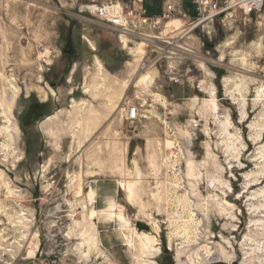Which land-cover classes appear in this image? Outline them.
Instances as JSON below:
<instances>
[{"label":"rangeland","instance_id":"obj_1","mask_svg":"<svg viewBox=\"0 0 264 264\" xmlns=\"http://www.w3.org/2000/svg\"><path fill=\"white\" fill-rule=\"evenodd\" d=\"M102 1L0 0V264H177L198 231L214 251L201 264H264L253 222L264 198L252 193L264 188V12L236 11L172 42L188 27L181 14L144 39L85 7ZM167 1L135 4L153 16ZM186 1L177 9L191 14ZM168 56L179 82L163 75ZM153 71L147 87L140 78ZM212 88L217 109L203 106ZM215 198L231 205L223 212ZM142 233L158 239L155 255Z\"/></svg>","mask_w":264,"mask_h":264},{"label":"built area","instance_id":"obj_2","mask_svg":"<svg viewBox=\"0 0 264 264\" xmlns=\"http://www.w3.org/2000/svg\"><path fill=\"white\" fill-rule=\"evenodd\" d=\"M137 0H132L131 4L123 3L119 0H104L95 4L92 14L111 28L120 31L126 36H135L138 38L150 39L151 36L142 30L155 29L160 26L163 20L171 18L176 14H181L188 23L187 28L179 31L178 36L171 38L172 42L191 34L196 29L204 27L205 23H213L215 20H221L227 14L239 11L244 18L258 16L264 12V0H189L193 12L191 14L177 9L178 0L167 1L164 9L158 15H147L142 5H136ZM119 4V9L115 4ZM169 44H172L170 41ZM185 50L191 51L188 47ZM171 61L163 67V75L172 82H179L181 75L178 72L175 58L168 56ZM218 112H216L217 114ZM126 118L130 121L138 119L139 112L136 105H130L125 112ZM223 117V114H220ZM198 122H194L195 127ZM52 264H57L53 262Z\"/></svg>","mask_w":264,"mask_h":264},{"label":"bare ground","instance_id":"obj_3","mask_svg":"<svg viewBox=\"0 0 264 264\" xmlns=\"http://www.w3.org/2000/svg\"><path fill=\"white\" fill-rule=\"evenodd\" d=\"M85 7L86 8H88L89 9V11H93V9L95 8V4H93V5H85ZM115 7L116 8H118L119 9V4L118 3H116L115 4ZM173 20V19H172ZM179 20V19H178ZM171 21V20H170ZM170 21H168V23L170 22ZM174 21V20H173ZM167 23V24H168ZM120 38H122V42L123 43H125V38L123 37V35H121L120 36ZM139 45H138V50H137V53H141V52H143V49H142V46L144 45V43L143 42H140V43H138ZM90 45H91V47L92 48H94V46L90 43ZM126 45V44H125ZM44 53H47V50H44ZM98 62V61H97ZM98 65H99V68L101 67V64L98 62ZM156 72L155 71H153V72H151V73H145L144 75H142V77L140 78L141 79V81H143V83L147 86V87H149L151 84H153V82H154V79H155V74ZM225 81L226 82H228L229 81V79H227V78H225ZM238 86V85H237ZM86 91H88L87 89H85V91L84 92H86ZM209 97L208 98H205L204 99V103H203V106L205 105V107L206 106H211V107H213V109H217V106H218V104H217V99H216V97H215V91H214V88H212V89H210L209 90ZM259 92V91H258ZM261 92V91H260ZM259 92V93H260ZM231 93H232V91H231ZM259 95V94H258ZM2 105V104H1ZM3 113H5L4 111H3ZM5 118H6V120H7V122H8V125L7 126H4L2 129L3 130H5V132L6 131H10V124H9V122H10V119L8 118V115L6 114L5 115ZM50 118V116L49 117H46V119H49ZM218 119V118H217ZM77 124H80V120H77V122H76ZM222 125H223V127H224V131H226V134L227 135H230L229 134V132L226 130V126L229 124V119L228 120H225V121H223L222 123H221ZM2 130V131H3ZM1 131V130H0ZM7 132V133H8ZM11 133V132H10ZM11 135V134H10ZM10 137V136H9ZM231 138V137H230ZM13 139V138H12ZM236 139H239L238 137H236ZM14 140V139H13ZM230 140V139H229ZM231 142V141H230ZM228 148H232L235 152H236V155H235V157L236 158H238V155H239V151H238V148L231 142L230 143V145L228 146ZM263 148V150H260L261 151V157H264V146L262 147ZM264 159V158H263ZM264 166V165H263ZM262 166V167H263ZM259 174V173H258ZM253 176V175H252ZM261 176V175H260ZM245 177L247 178V179H249L251 176H250V174L248 173V174H246L245 175ZM259 178V177H258ZM255 179L256 178H254L252 181H255ZM216 180V182H218V183H221L222 181L220 180V179H215ZM248 181V180H247ZM261 182H260V180H259V182H257V183H250V185H256V184H260ZM5 186H6V188H7V192L9 193V194H14V192H15V190H13V189H11L10 187H9V185H8V183H5ZM228 188H230L229 186H228ZM251 193V192H250ZM252 193H253V196L254 197H256V196H258V197H263L264 198V188H259V189H257V190H255V191H252ZM251 196V195H250ZM252 196V197H253ZM214 198V197H213ZM249 198V197H248ZM215 200H216V205L219 207V209L221 210V211H226V208H225V204L226 205H231L228 201H226V200H222V201H218V199L217 198H215ZM251 200V199H250ZM252 200H253V198H252ZM256 202H257V200H255ZM263 201V200H262ZM259 202V201H258ZM251 204H252V202H251ZM260 204V203H259ZM264 204V203H263ZM250 205V204H249ZM114 206V205H113ZM259 206V205H258ZM262 206H264V205H262ZM256 208V207H255ZM258 211V210H257ZM256 212V211H255ZM252 213V212H251ZM25 212H23V211H18V213H17V216H16V219H17V222H19V223H21V224H23V222L24 221H28V219L26 218V216H25ZM230 216V215H229ZM263 217H264V215H263ZM126 220V219H125ZM125 220L124 219H122V221H124L125 222ZM253 221V220H252ZM257 221H259V222H262V225H263V230H264V221L263 220H261V219H255V221H253V222H257ZM126 223L128 224V221L126 220ZM197 223V222H196ZM258 223V222H257ZM256 223V224H257ZM198 224H199V222H198ZM261 224V223H260ZM259 224V225H260ZM197 225V224H196ZM200 225H202L201 223H200ZM193 230V229H192ZM195 230V229H194ZM198 230V229H197ZM69 232V231H68ZM186 232H187V230H186ZM185 232V233H186ZM199 232L200 231H198V233L194 236V238L193 239H189L188 237H187V242L188 243H191V244H187V247L186 246H183V245H181V246H178L177 247V253H178V259H177V264H201L205 259H207V257H209V259H210V257H212L213 255H214V251L212 252L211 251V249L209 248V247H207L206 245H201V242H202V237H200V235H199ZM185 233H183V234H185ZM186 234H188V232L186 233ZM185 234V235H186ZM204 234H205V232H204ZM141 237H140V243H141V245H142V248L145 250L144 251V253L146 254V255H149V256H153V255H155L157 252H159V247H157V245L159 244V242H158V239H156L155 237L154 238H151L150 237V235L148 234V233H142V235H140ZM193 237V236H192ZM247 238L252 242V244H255L256 246L255 247H251V252L252 253H255V250L256 249H259L260 248V246H258L259 244H258V242L259 241H257L256 239H252V237H248L247 236ZM199 239H201L200 241H198ZM126 240V239H125ZM126 242H127V244H129L130 243V240L127 238V240H126ZM12 243V242H11ZM10 243V244H11ZM130 245V244H129ZM186 245V244H185ZM93 246H94V244H93ZM248 249V248H247ZM9 250H11V249H9ZM260 250V249H259ZM258 250V251H259ZM246 253H248V251L246 252ZM249 254V253H248ZM181 255H183L184 257H185V260H182L181 259ZM221 255H223V257L224 258H227V255L224 253V252H222L221 251ZM83 257H84V259L85 260H87L88 258H87V254L86 253H84L83 254ZM247 258V257H246ZM142 264H156L155 262H153V261H143V263ZM245 264H251V261L249 260L247 263H245Z\"/></svg>","mask_w":264,"mask_h":264},{"label":"crops","instance_id":"obj_4","mask_svg":"<svg viewBox=\"0 0 264 264\" xmlns=\"http://www.w3.org/2000/svg\"><path fill=\"white\" fill-rule=\"evenodd\" d=\"M168 1H170V0H168ZM187 2V1H186Z\"/></svg>","mask_w":264,"mask_h":264}]
</instances>
